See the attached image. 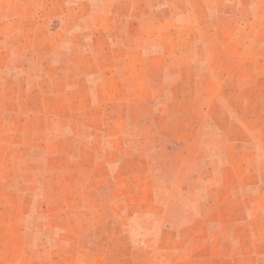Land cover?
Listing matches in <instances>:
<instances>
[{"label":"rangeland","instance_id":"rangeland-1","mask_svg":"<svg viewBox=\"0 0 264 264\" xmlns=\"http://www.w3.org/2000/svg\"><path fill=\"white\" fill-rule=\"evenodd\" d=\"M0 264H264V0H0Z\"/></svg>","mask_w":264,"mask_h":264}]
</instances>
